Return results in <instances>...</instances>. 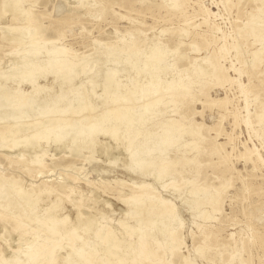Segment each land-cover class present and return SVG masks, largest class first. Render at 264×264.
I'll use <instances>...</instances> for the list:
<instances>
[{"label":"rangeland","instance_id":"obj_1","mask_svg":"<svg viewBox=\"0 0 264 264\" xmlns=\"http://www.w3.org/2000/svg\"><path fill=\"white\" fill-rule=\"evenodd\" d=\"M77 1L21 0L14 17L0 0L1 75L16 66L18 44L9 39L19 28L37 27L45 47H65L75 61L91 53L97 59L102 55L99 50L119 41L133 43L131 49L120 50L116 62L98 66L93 58L75 80L83 84L82 105L89 104L87 98L97 102L102 95V71L111 67L124 88L119 101L90 111H78L75 104L76 113L31 112L0 119V125L10 129L0 137V257L11 259L17 254L22 259L25 251L48 247L56 264H121L105 254L104 238L111 231L125 232L124 239L130 242L132 231L138 229L140 243L126 250L137 252L148 264H182L184 257L192 264H264V124L258 120L264 111V31L257 41L250 34L264 16L261 1L82 0L83 5ZM27 14L31 22L25 20ZM242 30L248 34L241 35ZM154 46L165 50L163 69L156 75L158 91L130 99L135 81L143 84L155 76L150 69H127V64L135 53L139 61L144 60ZM215 69L223 81H218ZM42 76L35 81L37 110L58 89L51 74ZM29 85L23 81L17 87L26 93L31 91ZM137 93L141 94L140 88ZM159 97L163 101L141 111ZM114 108L119 115L110 129L117 130L118 140L98 134L93 147L81 150L67 148L68 141L40 140L31 146L25 140L51 124L67 126L77 120L86 129ZM124 110L127 117L121 114ZM5 112L2 107L0 115ZM48 118L58 121L48 123ZM16 124L20 132L13 134ZM127 126L131 133L139 127L152 134L170 129L180 147L160 156L147 155L141 167L128 169L130 155L121 144ZM14 142L22 146H12ZM17 189L37 198L34 207L19 197ZM136 195L140 199L135 201ZM160 201L172 207L164 215ZM77 214L82 221L92 222L89 229L77 225ZM176 227H180L178 244L172 236ZM204 244L208 257L196 251Z\"/></svg>","mask_w":264,"mask_h":264},{"label":"bare ground","instance_id":"obj_2","mask_svg":"<svg viewBox=\"0 0 264 264\" xmlns=\"http://www.w3.org/2000/svg\"><path fill=\"white\" fill-rule=\"evenodd\" d=\"M259 1H261V5H260L261 8H259V9L264 14V11H263L264 10V0H259ZM20 2H21V0H3V3L5 4V6L6 5L9 6V8L12 10L10 12H13L14 17H16V14L19 10ZM77 5H83L82 0H78ZM170 6L172 8H174L177 5L171 4ZM25 20L31 22V16L29 14H27V16L25 17ZM23 30H24V28H23ZM263 31H264V16H262L260 24L250 34L254 37V40L257 41V39L261 36L260 35L261 32H263ZM239 32L241 33V35L242 34L243 35L248 34L247 31L244 32L243 30L239 31ZM7 35H5V36H7ZM13 36L14 37H11L9 40L15 41L18 44L17 45L18 48H17L16 52H18L19 56L17 55V53L14 55L15 57H16V55L18 56V60L15 58V60H17V63H16V66L11 69L12 70L11 72H7L8 74H6V75H4L6 72L5 73L3 72L4 73L3 75L0 74V110L2 107L6 108V112L3 113L2 115H0V119H9L10 117H16V118L22 117L24 114H26V116H29V115H31V112H36V113L42 112L43 114H46V115H51V114L61 115L68 110L71 113H76L78 111H83L85 109L90 111L94 108H97V106L99 104H105L108 101H114V102L119 101L118 99L121 97L120 95H122V92L124 89L123 84H121L120 80L116 77L117 76L116 71H114L113 68L108 67L107 69L105 68L104 71H102V75L100 78V79H102V83H103L102 84L103 85L102 95L100 96V99L97 100V102H95L94 100H88V98H87L86 101H89V104H86L84 106L82 105V100H83L82 94L83 93L80 92V89L83 88V86H82L83 84L82 85L76 84L75 80H76L78 74L80 73V71L86 72L85 70H87L86 68H87L89 62L92 61V59L95 57V56L93 57L92 53H91L90 57L89 56H85V57L83 56L84 59H82V61L81 60L75 61L73 58H71L68 55V50L65 47H58V48L57 47L56 48L55 47L54 48L45 47L44 41H43L37 27L26 28V31H22V29L19 28L17 30V33L13 34ZM156 44H158V42ZM132 45H133V43H132ZM132 45H131V43L124 44L123 42L119 41L118 43L107 47L105 50H103V49L99 50L100 51L99 54H102L101 57H99L100 59L97 58L98 59L97 60L94 58L93 61L97 60L96 62H97L98 66H103L107 62H110V63L116 62L119 60L118 54H119L120 50L121 49H131ZM140 45H138V46L140 47ZM164 51L160 50L159 46H157V47L154 46L153 49L151 50V52L149 53V55L146 56V58L144 57V60L141 59L142 61H139L140 59L135 53L134 59L131 60V62H128L127 69L131 68V67H135L136 71H138V72H142L145 69L146 70L150 69L152 76L153 77L155 76L154 78L151 77L152 79L148 80L147 82L146 81L144 83L142 82L143 84H141V83L138 84L137 83L138 81H135L132 84L131 89H130V94H131L130 99H134V98L139 99V98H142L146 95H149L150 93H154V92L158 91V82L159 81H158V78L156 77V75H157L158 71L163 69V66H164L163 65L164 64L163 59L165 57ZM12 56H13V54H12ZM139 56H141V52H140ZM79 58H82V57H79ZM126 59H128V58H126ZM126 59H125V62H126ZM215 70H216L215 73L218 77L217 78L218 81L219 82L223 81L224 76L219 74L220 72L217 69H215ZM1 71H2V69H1ZM46 74H49V75L51 74L53 76L54 80L57 81L56 83L58 85V89L53 95H51L45 99V105H44L43 109L37 110V108L33 105V101H34L33 96L39 92L38 87L36 86L37 84H35V81L37 80L38 77H40L42 75H46ZM144 75H145V73H144ZM165 76H167V75H165ZM95 77H97V76H94L91 83L92 82L94 83ZM145 78H147V77H145ZM143 79H144V77H143ZM170 79H172V78H170ZM173 79H175V78H173ZM7 80H10L11 82L14 81L15 82L14 86H10V85L7 86L8 85V83L6 85ZM178 80L180 81L181 79H178ZM23 81H28L30 83L29 86L32 87L31 91L29 90L30 92H27L28 91L27 90L26 93H23V92H20L21 90H18L17 85ZM53 85H52V87H53ZM162 85H163V83H162ZM162 85H161V88H162ZM91 87H93V86H91ZM50 88H51V86H50ZM138 88L141 89V94H139V95L137 93ZM40 89H44V87H41ZM92 91H93V88H92ZM94 94H96V93H94ZM243 95L246 96V95H248V93L245 92V93H243ZM85 96H87V95H85ZM93 96H96V95H93ZM97 97H98V95H97ZM161 101H163L162 97H159L158 99H156L154 101V104L152 106L150 105L151 107H149V104H144L142 106L141 111L144 112L145 110L152 109V108H154L155 104H157L158 102H161ZM75 104L79 105L78 107L80 109L78 111H76V109H75ZM244 107L246 110H248V108H249V102L248 101L245 102ZM121 114L126 116L127 113L124 110V111H122ZM118 115H119V110H117V108L109 109L103 113V115L101 116V118L97 122L93 121L86 129H82L81 127H79L77 120H75L74 122H71V124H69L67 126H61L58 124H55V125L51 124L50 127L47 126V127L41 128L39 131L30 135L29 137L25 136L26 137L25 140H28V143L31 146H33L35 143L38 144V142L40 140H45L47 142L50 141V143L53 142V143H59V144L64 143V142L66 143V141H68V144H67L68 147L67 148H69V146H70V149H71V146H74L78 150H81L82 148H86V147H88L90 149V147L94 146L95 136L98 134L106 135L108 137H112L114 140H118L119 136L117 135V130L116 129H113V130L110 129V127L115 126V122H113L112 119L116 120V122H117L116 118ZM126 117H125V121L127 122ZM86 118H88V117H86ZM258 120H259V123L264 124V111L259 114ZM57 121H58V119H53V118L47 119L48 123L49 122H57ZM139 123H140L139 125L141 126L143 123L142 117H140ZM36 125H38V124H36ZM130 125H132V124H130ZM137 126H138V124H137ZM6 129H9L7 127V125H5V124L0 125V137H2L4 135V132ZM128 130H129V128L127 126L124 129V131L127 134L124 135V137L121 140V144L124 146L125 151L127 150L129 153L128 155H130L129 162L127 164L128 169H132L135 166L141 167L143 164L142 161L147 155L152 156V157L153 156H160L167 149H171L173 147L179 149V147H180V145L177 143V141H178L177 136L175 138H172L171 132H170L171 130L167 129V128L161 129L158 133H155V134L146 132L145 129H141L140 127L133 130L132 133ZM18 132H20L19 131V125L16 124L14 126V131H13V127H12V133L14 134V133H18ZM121 132H122V130H121ZM22 136H24V135H22ZM18 144H20V143L14 142V144L12 146H17ZM24 144H26V143L24 142ZM247 151L250 153L253 152L250 149H247ZM35 160H37V159H35ZM35 160H32L31 162L38 164L39 161L37 162ZM133 162H136V164L133 165ZM62 181H64V180H62ZM42 191H45V190H42ZM46 191H48V189H46ZM17 194L19 195V197L23 198L24 201H26V203L30 206V208L34 207L35 200L37 199L36 197L33 196L34 197L33 198V197H31V195L27 194L26 191L20 190V189H17ZM138 199H140V196H137V195L134 196L135 201ZM158 203L160 204V206L162 208L161 209L162 215H164L165 212H169L172 209V207H170L168 205V203H166L164 201H160ZM197 204H198V202L195 201L192 204L191 208L195 209L194 207ZM57 205L59 206L58 203H57ZM53 208H55V207H53ZM147 212H150V208H148ZM77 213L79 214V212H77ZM78 214L76 215L77 225L80 224L81 227L83 226L82 228H88L89 229L92 225V222L90 220H83L82 221L80 218H78ZM91 219H92V217H91ZM47 220H49L48 224L52 225V217L48 216ZM93 220H94V218H93ZM173 222H175V221H173ZM16 225L17 224H15L14 228L18 230V226H16ZM133 227H135V226H133ZM123 230L124 229H121V233H123ZM138 231H139L138 229H134L132 231L133 238L131 239L130 242H128L129 240L125 241V239H124V233L125 232L121 235H116L112 231L111 232L107 231L108 233H107L106 237L104 238V243H105L104 252H105V254L114 257L118 262H121V264H148V262L143 257H140V255H138L137 252L126 250L131 245H134V243L135 244L137 242L140 243V235L138 234ZM179 233H180V227L174 228V230L172 232V236L176 239V244H178V242L180 240V234ZM35 234H37L39 236L40 233L35 232L34 235ZM45 238H46L45 236H42L41 240H45ZM113 242L120 244V246H117V247L114 246ZM37 244H39V243H37ZM90 244H91V242H90ZM239 245L241 246L242 244L240 243ZM29 247H30V245H29ZM196 251H199L201 256L208 257V256H206V254L208 252V247L205 244L197 246ZM15 256H17V254L12 256L11 259H7L3 256H2V258L0 257V264H29L31 260H34V264H56V260H57L54 253L48 247H43L41 249H38L36 247L35 249H30L28 251H25V253L23 254L24 257H22V259H18ZM209 259H213V257L210 256ZM66 264H71V263H70V261H67ZM182 264H192V262L190 260H188V257H184Z\"/></svg>","mask_w":264,"mask_h":264}]
</instances>
